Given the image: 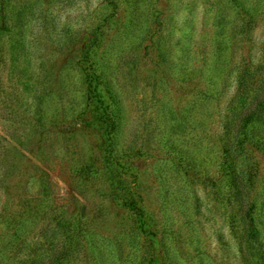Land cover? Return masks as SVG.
<instances>
[{
  "label": "rangeland",
  "instance_id": "rangeland-1",
  "mask_svg": "<svg viewBox=\"0 0 264 264\" xmlns=\"http://www.w3.org/2000/svg\"><path fill=\"white\" fill-rule=\"evenodd\" d=\"M92 70L119 104L115 159ZM263 93L264 0H0V264H264L236 149Z\"/></svg>",
  "mask_w": 264,
  "mask_h": 264
},
{
  "label": "trees",
  "instance_id": "trees-1",
  "mask_svg": "<svg viewBox=\"0 0 264 264\" xmlns=\"http://www.w3.org/2000/svg\"><path fill=\"white\" fill-rule=\"evenodd\" d=\"M86 75L88 81L86 86L87 94L97 96V98L100 99L101 112L103 113V116L100 119L99 126L102 128L101 133H104L109 140V145L106 148L102 149V153L100 156L104 158L105 153L108 151V156L111 155V158L115 159L116 150L113 148L110 142H113L115 140L119 127L120 109L116 94L112 91L109 82H106L102 79V72L92 70ZM251 102L253 103H251V105L245 109V111L243 112V116H241L240 118L239 127L240 129H242V131L240 133V136L236 140V149L239 153L238 155L242 157V168L240 169V167H238V171L240 172V174L238 175H240L242 178V181L241 179L239 181V190L242 194L241 198L246 202V208L244 212L248 218L249 224L246 227L247 229L245 230V237L249 240H253L257 236V230L254 225L255 217L253 215L256 214L258 219H260V217H263L264 219V199L261 198V202L258 206H256L257 203L250 196L252 181L254 179L253 173L254 170H256L257 172V168H255V166H251L252 164L247 162L249 154L247 157L246 150V145L248 144L249 147H253L256 150L264 152V145H262V142L253 132V125H255L254 122L260 120L259 118L262 119L264 116V93L260 97L254 96ZM258 115H260V117L256 118V116ZM244 152L245 154H242ZM106 159L107 160H105L104 163L106 164V166H102L100 169L95 171L101 181L105 180L104 177L107 172V165L110 162L108 161L109 158ZM87 171L88 169H85L84 167L81 169L80 173L83 174ZM262 171L264 172V165L262 167ZM105 187L108 190L110 196L114 197V200L116 201L118 206L126 208L129 212H132L134 216H139V214L142 213L141 208H139L138 206V201H136L134 197L131 196V193L125 186L121 185L119 180L108 182L105 184ZM261 189L264 191V181L261 185ZM250 214L252 215L251 217ZM260 223L264 227V220Z\"/></svg>",
  "mask_w": 264,
  "mask_h": 264
}]
</instances>
